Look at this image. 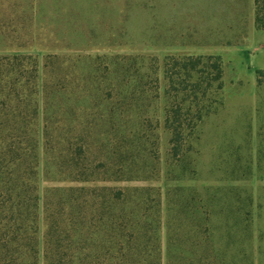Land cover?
<instances>
[{
  "label": "trees",
  "instance_id": "obj_1",
  "mask_svg": "<svg viewBox=\"0 0 264 264\" xmlns=\"http://www.w3.org/2000/svg\"><path fill=\"white\" fill-rule=\"evenodd\" d=\"M71 1L80 7L0 0V48L19 50L0 52V264H41L42 258L44 264H164V212L168 264H180V224L197 218L201 198L182 188L165 195L150 185L163 178L162 83L166 179L194 178L199 127L224 104L225 63L216 56H169L161 64L132 53L70 55L72 35L89 46L101 38L109 47L126 46L133 9V0H120V25L108 21V36L100 37L81 24L84 0ZM52 2L62 4L56 31L64 52L24 53L45 40L38 18ZM254 7L256 28L264 31V0ZM248 14L246 5L235 16L230 29L238 34L225 47L243 46ZM257 82L264 84V71H257ZM43 164L47 183L76 186L51 187L43 198ZM195 247L192 242L189 251L196 256ZM205 247L214 252L210 242ZM202 261L216 264L214 257L187 264Z\"/></svg>",
  "mask_w": 264,
  "mask_h": 264
},
{
  "label": "rangeland",
  "instance_id": "obj_2",
  "mask_svg": "<svg viewBox=\"0 0 264 264\" xmlns=\"http://www.w3.org/2000/svg\"><path fill=\"white\" fill-rule=\"evenodd\" d=\"M250 0H133L130 12L128 31L130 36L127 45L121 48L109 47L107 38L98 40L97 46H89L72 35L71 46L67 53L102 55L142 54L157 57L161 64L169 56L192 49L225 48L224 44L232 40L238 32L231 31L236 27L235 16L243 14ZM120 0H84V20L105 36L110 28L108 21L115 26L122 20ZM47 15L39 17L41 31L45 40L38 46L29 48L24 53L37 51L63 53L65 48L57 31L62 28L56 20L62 4L45 3ZM64 5L80 7L75 1L64 0ZM96 6V9H94ZM97 7L100 9L97 10ZM86 30L89 28L86 25ZM61 33V32H60ZM108 36V35H106ZM199 44L200 46H193ZM3 53H16L19 50L0 48ZM43 56V55H42ZM226 70V66H225ZM225 82V77H224ZM161 112V153L163 178L150 185L159 187L166 195L169 188H182L194 191L201 202L197 218H182L180 238L183 244L179 249L180 264H187L191 258L205 260L214 257L216 264H264V84L257 90L259 101L258 125L250 126L248 136L236 142L225 129V88L222 92L224 104L215 105L217 111L205 119L199 127L200 140L195 142L193 153L197 175L194 178L182 176L181 180L168 181L167 152L169 137L165 130V86L162 83ZM42 126V125H41ZM44 159V156H43ZM42 167V197L51 187H70L47 183ZM188 194V193H187ZM164 207L166 201L164 200ZM210 218L208 226L206 219ZM167 212L163 214L161 244L164 264H168V231ZM210 228L209 234L205 231ZM45 233L44 222L42 224ZM205 232V234H203ZM190 233V234H187ZM189 235V236H188ZM195 244L196 256L189 248ZM211 243L212 254L205 247ZM43 257V246L41 247ZM43 263V258L41 259ZM203 264V261H202Z\"/></svg>",
  "mask_w": 264,
  "mask_h": 264
},
{
  "label": "crops",
  "instance_id": "obj_3",
  "mask_svg": "<svg viewBox=\"0 0 264 264\" xmlns=\"http://www.w3.org/2000/svg\"><path fill=\"white\" fill-rule=\"evenodd\" d=\"M248 38L241 47L195 48L178 56H216L225 63V129L236 142L258 125L257 71H264V31L256 28L254 0L248 3Z\"/></svg>",
  "mask_w": 264,
  "mask_h": 264
}]
</instances>
